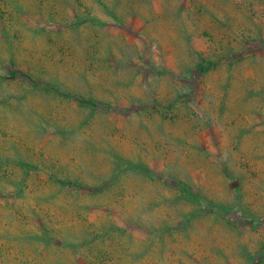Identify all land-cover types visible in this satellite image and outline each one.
Instances as JSON below:
<instances>
[{"label": "rangeland", "instance_id": "obj_1", "mask_svg": "<svg viewBox=\"0 0 264 264\" xmlns=\"http://www.w3.org/2000/svg\"><path fill=\"white\" fill-rule=\"evenodd\" d=\"M0 264H264V0H0Z\"/></svg>", "mask_w": 264, "mask_h": 264}, {"label": "trees", "instance_id": "obj_2", "mask_svg": "<svg viewBox=\"0 0 264 264\" xmlns=\"http://www.w3.org/2000/svg\"><path fill=\"white\" fill-rule=\"evenodd\" d=\"M206 69L205 65L203 66L202 64L200 65L199 69L197 70L198 73H201V72H204ZM18 73H20V71L18 70L17 71ZM147 74H150V73H147ZM129 111V109H126L122 112V114H127V112Z\"/></svg>", "mask_w": 264, "mask_h": 264}]
</instances>
